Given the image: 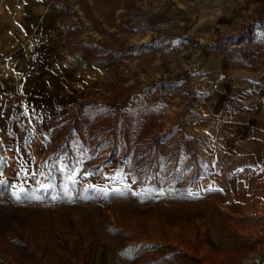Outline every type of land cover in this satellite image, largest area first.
Returning <instances> with one entry per match:
<instances>
[{"label": "rangeland", "instance_id": "obj_1", "mask_svg": "<svg viewBox=\"0 0 264 264\" xmlns=\"http://www.w3.org/2000/svg\"><path fill=\"white\" fill-rule=\"evenodd\" d=\"M36 1L25 40L59 10L54 79L71 91L45 120L0 109V264H264V169L216 136L213 101L220 79L264 70V0H0V15Z\"/></svg>", "mask_w": 264, "mask_h": 264}, {"label": "crops", "instance_id": "obj_2", "mask_svg": "<svg viewBox=\"0 0 264 264\" xmlns=\"http://www.w3.org/2000/svg\"><path fill=\"white\" fill-rule=\"evenodd\" d=\"M35 3L18 8L6 5L0 15V109L32 110L35 113L32 117L45 120L50 114L37 112L62 109L71 91L69 81L72 82V77L60 70L63 76L58 77V82L54 79L58 72H54L52 63L62 45V37L55 34L54 26L59 10L46 12L34 38L25 40L30 30L27 21L38 19L39 1ZM42 55H46L51 63L46 66L40 64ZM39 67H44V70ZM240 73L253 80L252 86L241 83L234 86L231 80L222 78L225 74L220 73V76L217 71V77L222 78L218 82L222 90L215 89L213 96L215 134H220V140L226 144L247 142L249 149L238 156L251 165L249 172L261 174L264 169V70L257 67L242 69Z\"/></svg>", "mask_w": 264, "mask_h": 264}]
</instances>
